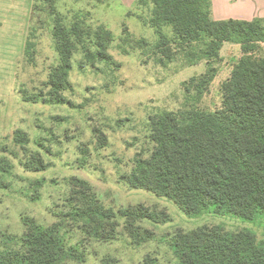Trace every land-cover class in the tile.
Listing matches in <instances>:
<instances>
[{"label":"rangeland","instance_id":"374dc122","mask_svg":"<svg viewBox=\"0 0 264 264\" xmlns=\"http://www.w3.org/2000/svg\"><path fill=\"white\" fill-rule=\"evenodd\" d=\"M144 1L0 0V230L22 234L25 217L58 221L75 177L90 183L107 207L144 204L169 217L161 223L143 220L151 235L140 244L123 225L111 241L88 239L87 259L71 264H179L170 237L203 226L248 229L264 246V216L190 217L167 197L125 181L136 156L147 157L153 147L150 116L221 108L222 85L242 56L238 46L224 47L210 63L189 65L183 50H173L176 55L167 60L150 24L153 5ZM100 25L113 33L104 59L97 54ZM73 28L78 49L66 102L48 101L46 83L60 61L53 32L63 29L66 38ZM210 66L215 74L201 91L192 79L201 82ZM82 237L73 228L67 235L71 243Z\"/></svg>","mask_w":264,"mask_h":264},{"label":"trees","instance_id":"16d2710c","mask_svg":"<svg viewBox=\"0 0 264 264\" xmlns=\"http://www.w3.org/2000/svg\"><path fill=\"white\" fill-rule=\"evenodd\" d=\"M144 2L153 5L150 24L158 34V48L165 47L167 60H173V50H183L189 65L202 60L210 63L220 57L225 42L240 44L242 56L222 85L221 108L162 111L150 116L153 147L147 157L136 156L126 183L167 197L190 217L215 213L254 220L264 216V19L214 20L211 0ZM168 27L171 36L163 31ZM73 30L66 38L61 36L63 29L53 32L60 61L46 83L51 87L48 101L66 102L63 93L71 87V61L78 49L71 37ZM96 36L97 54L107 58L112 31L100 25ZM214 72L210 66L201 82L192 81L202 91ZM64 207L61 218L51 224L25 217L22 234L0 230V264L84 262L88 239L111 241L123 225L133 242L140 244L151 235L140 225L143 220H169L144 204L107 207L90 183L76 177ZM68 226L83 236L78 243L67 239L72 229ZM170 246L179 264H264V246L248 229L229 232L222 226H203L178 230L170 237Z\"/></svg>","mask_w":264,"mask_h":264},{"label":"crops","instance_id":"0c3cea01","mask_svg":"<svg viewBox=\"0 0 264 264\" xmlns=\"http://www.w3.org/2000/svg\"><path fill=\"white\" fill-rule=\"evenodd\" d=\"M126 2V5L134 4L136 0H131ZM125 5V6H126ZM211 16L214 20H246L252 21L255 19H264V0H211ZM225 7L227 8L226 10ZM167 35H172V30L170 27L165 29ZM264 47V43H262ZM241 45L233 42H225L224 47L232 48ZM221 49V50H222Z\"/></svg>","mask_w":264,"mask_h":264}]
</instances>
